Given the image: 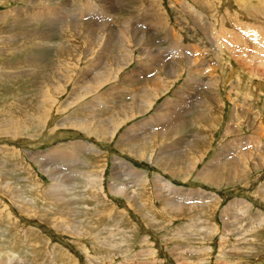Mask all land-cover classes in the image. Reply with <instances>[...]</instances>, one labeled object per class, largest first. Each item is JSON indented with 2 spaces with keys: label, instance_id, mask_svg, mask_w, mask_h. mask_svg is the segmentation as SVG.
Here are the masks:
<instances>
[{
  "label": "rangeland",
  "instance_id": "1",
  "mask_svg": "<svg viewBox=\"0 0 264 264\" xmlns=\"http://www.w3.org/2000/svg\"><path fill=\"white\" fill-rule=\"evenodd\" d=\"M255 27L264 29V0H0V264H264V34L251 49ZM151 74L168 90L114 134L90 136L122 122L113 116L131 97L148 98ZM42 96L45 110L63 103L48 117L35 107ZM166 103L177 108L161 119ZM180 106L217 120L189 115L153 138L180 122ZM145 119L156 122L152 138L125 141ZM185 132L190 147L204 143L183 154L174 138ZM158 181L172 193L155 191Z\"/></svg>",
  "mask_w": 264,
  "mask_h": 264
},
{
  "label": "bare ground",
  "instance_id": "2",
  "mask_svg": "<svg viewBox=\"0 0 264 264\" xmlns=\"http://www.w3.org/2000/svg\"><path fill=\"white\" fill-rule=\"evenodd\" d=\"M82 2V1H81ZM254 3V2H253ZM65 5V4H64ZM79 6V5H78ZM64 7V6H63ZM258 7H259V5H258ZM73 14V13H72ZM84 15V14H83ZM82 15V16H83ZM98 18V17H97ZM149 19H150V21H152V23H154L155 22V19H154V16L153 15H150L149 17H148ZM253 18V17H252ZM71 20H73V19H71ZM253 21H255L254 20V18H253ZM94 22V21H93ZM101 22V21H100ZM54 23H55V21H54ZM88 23V22H87ZM257 23V22H256ZM257 25V24H256ZM106 28V30H105V32H103V34H106L107 33V30L109 29H107V27H105ZM166 28V27H165ZM258 29L260 30V33H259V31H258ZM236 32H237V34H238V39L239 40H241V36H244V35H242L239 31H237V30H235ZM264 34V29L263 28H261V27H255V28H252V30H251V32L249 33V36L248 37H250V42L249 43H251L252 42V46L253 47H251V46H249L251 49L252 48H255L257 51H258V48H257V42L256 41H258V37L259 38H261V36ZM248 43V44H249ZM247 44V45H248ZM174 47H176L175 45H174ZM174 47H173V49H174ZM182 49V48H181ZM263 50V49H262ZM181 51L182 50H174V56L173 57H178V58H180V56H182V54H181ZM261 51V50H260ZM83 53H89L90 54V52L87 50V48H85L84 49V51H83ZM263 53V52H262ZM178 55V56H177ZM255 57V56H254ZM257 58V57H256ZM263 60V59H262ZM154 61H156V60H154ZM157 63V62H156ZM162 63V62H161ZM163 64V63H162ZM180 64V63H179ZM179 64H173L172 66L176 69V71H180L181 70V68H180V65ZM245 64H247V63H245ZM157 66V65H156ZM155 67V66H154ZM151 80H148V79H146V82H148V84H149V86L151 87V90H149L150 91V93H148V90H144V91H142V93L145 95V96H147L148 98L147 99H143V100H145V101H141V102H139V103H137V99L135 98H132V99H130L132 102H133V104L132 103H130V105L124 110V112L123 113H120V114H117V116L118 117H114L113 116V120L114 121H116V119H120V120H122V122H121V124H123V123H126L127 121H129V120H131L133 117H135V116H137V115H140V114H143V113H145V110H148V107H150V106H152L153 105V102L156 100V98L160 95V94H163L164 93V91L165 90H168L167 88H166V83H160V82H157V80H156V76H155V74H151ZM98 79H101V77H98ZM96 82H93L92 83V85L93 84H95ZM165 87V88H164ZM211 87H213V86H211ZM67 87L65 86L64 88H63V93L65 92V89H66ZM50 90L52 91V92H54V93H57L58 94V87L57 86H52L51 88H50ZM181 90H183V89H181ZM217 91V88H212V89H208V92H216ZM189 93V92H188ZM71 94H73L72 93V91L70 92V95ZM150 94V95H149ZM189 95V94H188ZM183 96V95H182ZM180 99V98H179ZM178 99V100H179ZM41 102H40V104H38V105H35V107H36V110L37 109H40V108H42V109H40L39 111V113H47V116L49 117L50 115H49V113H51L50 111H51V109L53 108L54 109V107H56V109H59L60 108V106H61V104L63 103L62 101H59L58 99L57 100H54L48 107H47V109L45 110L43 107H45V106H47V102H46V100L43 98V96H42V98H41ZM147 101V102H146ZM152 101V102H151ZM183 101V100H182ZM145 102V103H144ZM186 103V102H185ZM184 103V104H185ZM171 106H176L175 107V109L177 108V104H173V105H171ZM171 106H168V103H166L165 104V106H164V108H163V113H161L160 114V118L161 119H164V117H162L163 116V114L165 113L164 111L167 109V108H170ZM181 107V106H180ZM187 107V106H186ZM185 107V108H186ZM185 108L183 109L182 107L181 108H179V110H181L182 112H179V113H181L179 116H178V118H180V122H177V117L175 118V121H173V122H171V123H168V126H167V128H164V131L161 133L160 132V128H158V127H156L155 128V131H156V136L155 137H153V138H155V139H160V138H164V137H166V136H168V131L169 130H173V129H179V130H181V127H183L184 125H186V118H187V116H189V115H191V116H196V119H202V120H204V121H206V122H208V123H210L211 125H213L214 124V122L217 120V115L213 112H211V111H209V110H207V107H205V111L203 112V114H201V115H197L196 113H194V114H190L189 112H187L186 110H185ZM175 109H174V111H175ZM183 109V110H182ZM168 110V109H167ZM171 112H172V110L171 109H169ZM93 112H94V108H93V110H92ZM43 113V114H44ZM169 113V112H168ZM123 114H125V115H123ZM171 114V113H170ZM122 115H123V118H122ZM129 115H131V117H129ZM40 116V115H39ZM47 116H45L44 115V117H46L43 121H47V119H48V117ZM168 117V116H167ZM43 118V117H42ZM91 118V116H88V118H87V120H89ZM166 118V117H165ZM37 119V118H36ZM169 121H171L170 119H168ZM229 120H231V119H229ZM34 121V120H33ZM114 121H113V123H114ZM179 121V120H178ZM37 122V121H36ZM11 123V122H10ZM27 123V122H26ZM38 124H39V122H37ZM32 124H34V123H32ZM36 124V123H35ZM35 124H34V127H35ZM2 125V124H1ZM28 124H26V126H27ZM114 125V127H110L109 125H104V126H93V128H92V130H90V136H94L95 138H97V139H102V135H104V134H108V135H110L109 133H112V134H114V132L118 129V127L119 126H121L120 124H119V121H117V123L116 124H113ZM59 126V125H58ZM61 126H63L62 128H64V127H66V126H71V125H67V124H65V123H63ZM72 126H76L75 124H72ZM84 126H86V125H84ZM1 127V126H0ZM8 127V126H7ZM11 127H12V125H11ZM25 127V126H24ZM5 128V127H4ZM28 128V127H27ZM135 128H137V127H135ZM134 128V129H135ZM158 128V129H157ZM1 129H3V128H1ZM7 129V128H6ZM57 129H58V127H57ZM143 129H144V134L146 135V136H143L142 138H134L133 139V141L135 142V143H139V142H142V141H145V140H147L148 138H152V136L151 135H148V134H151L150 132H151V126H147V127H143ZM148 129V130H147ZM159 130V131H158ZM1 132V131H0ZM13 132V131H12ZM35 132V131H34ZM142 132V131H141ZM129 133V132H128ZM128 135V134H127ZM136 137V136H135ZM104 139V138H103ZM204 139H201L200 141H196L193 145H196V144H203L204 143V141H203ZM193 145H192V147H190V149H192L193 148ZM69 146V145H68ZM71 146H73V145H71ZM87 145H85V147H86ZM200 146V145H199ZM75 147V146H74ZM78 147H80V146H78ZM81 148V147H80ZM136 148H138V147H136ZM59 149H61L59 146L58 147H56V148H53L52 150H49L50 152V154H53V153H56ZM140 148H138V150H139ZM75 150V149H74ZM94 149L93 148H91L90 147V151H93ZM76 151V150H75ZM81 151V150H80ZM139 151H141V149L139 150ZM142 153V152H141ZM31 154V153H30ZM54 155H59V153H56V154H54ZM191 155H192V151H190L189 153H188V155H183L182 157H178V158H176L175 159V162H176V164H177V162H178V164H180V163H183V164H185V162H184V159L185 158H187V159H191ZM30 156V155H29ZM32 156V155H31ZM138 156V155H137ZM139 156H142L141 154H139ZM26 157H27V155H26ZM40 158V157H39ZM36 159V158H35ZM37 160V159H36ZM179 161H181V162H179ZM38 162H40L41 163V161L39 160ZM167 162V161H166ZM165 162V163H166ZM120 163H122L121 161H118V163H117V165H118V170L120 169V168H123V167H126L125 165H122V164H120ZM190 163V162H189ZM37 164V163H36ZM167 164V163H166ZM38 165V164H37ZM39 166V165H38ZM161 166V165H160ZM42 167V168H41ZM129 167V166H128ZM162 167V166H161ZM167 167H169V166H167ZM189 167V166H188ZM40 168L41 169H43V166L41 165L40 166ZM164 168V167H163ZM166 168V167H165ZM40 169V170H41ZM130 171H131V169H132V167L130 168H128ZM124 170V169H123ZM168 170V169H167ZM229 170H230V163H229ZM134 171V170H133ZM138 172H140V173H142L141 171H139V170H137ZM170 173V172H169ZM122 174V173H121ZM125 175H127V174H125ZM135 177V176H134ZM126 178V177H125ZM124 177H123V179H125ZM51 179H53V177H51ZM180 179V178H179ZM201 179L202 180H204L205 178H204V176H203V174H201ZM144 180H146V179H144ZM209 180L212 182V183H215V179H213L212 178V176H210L209 177ZM124 181V180H123ZM54 182V181H53ZM134 182V181H133ZM102 183V182H101ZM159 184V183H158ZM98 185H99V183H98ZM117 185V184H116ZM167 187H169V185L167 186ZM124 188V187H123ZM123 188H120V187H118V190H117V187L115 188V186H113V187H111L110 188V190L109 191H112V193L113 194H117V195H119L120 197L122 196V197H124L126 200H128V202L130 201V202H135V199L134 198H132L133 196L131 195V197H128L127 196V192H125V190H123ZM160 190V189H159ZM158 190V191H159ZM172 190H174V188L172 189ZM165 192V191H164ZM166 192H169L168 190H166ZM106 193V192H105ZM125 194H126V196H125ZM183 195H185V194H183ZM163 196V195H162ZM186 196V195H185ZM190 196V195H189ZM51 199L53 198V199H55L54 198V196H49ZM106 197V196H105ZM163 198V197H162ZM162 198H160V199H162ZM165 198V197H164ZM105 199V198H104ZM103 199V196H102V194H97V195H95V197H94V201H97V202H106L105 200ZM158 199H159V197H158ZM64 200V199H63ZM107 200V199H106ZM213 200H216V201H218L217 199H215V198H213V199H208V200H206V201H204V202H213ZM62 202V201H61ZM147 202V201H146ZM164 204H166V205H170L171 207H173V206H175V205H173V204H171L170 202H167V201H164ZM203 206V205H202ZM115 208V207H114ZM113 208V209H114ZM211 210V209H210ZM122 213H123V211H122ZM122 213L120 212V217L122 216ZM117 214V213H116Z\"/></svg>",
  "mask_w": 264,
  "mask_h": 264
},
{
  "label": "crops",
  "instance_id": "3",
  "mask_svg": "<svg viewBox=\"0 0 264 264\" xmlns=\"http://www.w3.org/2000/svg\"><path fill=\"white\" fill-rule=\"evenodd\" d=\"M133 78V77H132ZM130 84H128V86H126V87H130L129 86ZM122 87V86H121ZM116 89L115 90H117L118 92H119V89L117 88V87H115ZM128 88H125V89H128ZM114 88H112V89H110V90H113ZM124 89V88H123ZM132 98H137V97H131L130 99H132ZM137 101V100H136ZM118 102H120V101H118ZM139 102V101H138ZM142 102H143V100H142ZM145 103V102H144ZM122 107H123V105H122ZM122 107L120 108L121 109V111L123 112V110H122ZM123 115H125V114H123ZM123 115H122V118H123ZM132 119H134V117L132 118ZM131 119V120H132ZM146 121L148 122L146 125H145V123H146ZM188 121V120H187ZM189 121H190V123H191V119H189ZM189 121H188V124H189V126H188V128H186V129H190L191 127V124L189 123ZM144 122V123H143ZM120 125H122L121 124V122L119 123ZM139 124H141L140 126H139ZM143 124V125H142ZM147 126H151V128H152V131L151 132H153V129L155 128V126H156V122H153V121H149V120H147V119H145L144 121L143 120H141V122H138V123H135V124H133L131 127H129L128 128V130L127 131H125V134L127 135L126 136V138H125V141H127V140H129V139H134V138H142L143 136H144V129H143V127H147ZM135 127H137V128H135ZM135 128V129H134ZM181 129H182V127H181ZM148 130V129H147ZM163 130H164V128H163ZM141 131L143 132L142 134H141ZM129 132V133H128ZM134 133V134H133ZM134 135V137H132V138H130L132 135ZM123 135V134H122ZM189 135H191V133H187V132H185L183 135H181V137H179V136H177L176 138H174V140H182L181 142L182 143H184L185 145L183 146V147H187L186 149H185V151H182L181 150V152L183 153V154H186L187 153V151L189 150V148H190V145L192 144V143H190L191 142V139H189L188 140V137H189ZM136 136V137H135ZM94 140V139H93ZM173 140V139H172ZM131 141H133V140H131ZM71 142V141H70ZM74 142V141H73ZM80 143H83L82 141H79ZM172 142H174V141H171L170 143H172ZM124 143V142H123ZM81 146H83V145H81ZM172 146H174V145H172ZM84 147V152H89L88 151V145L85 147V146H83ZM177 149V148H176ZM179 149V148H178ZM69 152H71L70 150H69ZM98 153H100L101 154V152H98ZM100 154H98V155H96V156H100ZM142 157V156H141ZM176 159V158H175ZM213 159V158H212ZM80 160V159H79ZM118 160V159H117ZM116 161V160H115ZM114 161V163H113V168H115L116 167V162ZM120 161H123V164L122 163H120V164H122V165H130V164H127L126 163V161H124V160H121L120 159ZM90 165H92V164H89V167L91 168L92 166H90ZM129 168V167H128ZM127 167H123V168H120L119 170H121V173L122 172H124V176H128V175H130L131 174V171L128 169ZM135 168V167H134ZM124 169V170H123ZM196 169V168H195ZM138 170V169H137ZM194 170V169H193ZM205 170V169H204ZM201 171H203V169H201ZM142 172V171H141ZM190 172V171H189ZM125 174H127V175H125ZM133 174H141L140 172H138V171H133ZM201 174H203V173H201ZM201 174H200V179H201ZM123 175V173L121 174V176ZM187 175V174H186ZM221 180H222V177H221ZM147 181H149L148 179H146V180H144V182H143V186L146 184V182ZM200 181H202L205 185H207V186H210V185H214V187L215 188H217L218 186H217V182H215V183H212V182H204L203 180H200ZM219 181H220V179H219ZM162 181H158L157 182V185L158 186H155L154 187V190L155 191H158V189H161V190H164V191H166V190H168L169 192H171V191H173L172 189L173 188H175V186H172L169 182H167V181H164V183H161ZM154 184L156 183V182H153ZM159 183V184H158ZM169 185V187H167ZM142 186V187H143ZM124 189V188H123ZM126 189V188H125ZM175 190H181V189H175ZM172 193V192H171ZM173 194H176V193H174L173 192ZM135 198V200H136V197H134ZM169 200H171V199H169ZM180 200V199H179ZM213 202H218V201H216V200H213Z\"/></svg>",
  "mask_w": 264,
  "mask_h": 264
}]
</instances>
